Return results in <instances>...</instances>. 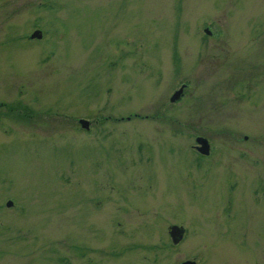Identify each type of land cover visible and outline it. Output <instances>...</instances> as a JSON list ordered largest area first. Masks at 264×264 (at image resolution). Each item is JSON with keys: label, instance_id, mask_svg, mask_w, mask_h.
<instances>
[{"label": "rangeland", "instance_id": "1", "mask_svg": "<svg viewBox=\"0 0 264 264\" xmlns=\"http://www.w3.org/2000/svg\"><path fill=\"white\" fill-rule=\"evenodd\" d=\"M186 259L264 264V0H0V264Z\"/></svg>", "mask_w": 264, "mask_h": 264}, {"label": "water", "instance_id": "2", "mask_svg": "<svg viewBox=\"0 0 264 264\" xmlns=\"http://www.w3.org/2000/svg\"><path fill=\"white\" fill-rule=\"evenodd\" d=\"M31 37H41V31L39 29H36L31 35ZM182 90L178 89L175 90L172 95L170 96L171 100H175L178 97H180ZM80 122L83 126L88 127V120L81 118ZM197 140V149L202 152V153H208L209 152V142L207 141L206 137L203 136H197L196 137ZM7 205L12 204V201L10 199L7 200L6 202ZM185 228L182 225H178V224H171L169 226V235L171 237L172 242L177 243L180 241V239L182 238L183 234H184ZM196 261L194 259H186L181 261L179 264H195Z\"/></svg>", "mask_w": 264, "mask_h": 264}, {"label": "flooded vegetation", "instance_id": "3", "mask_svg": "<svg viewBox=\"0 0 264 264\" xmlns=\"http://www.w3.org/2000/svg\"><path fill=\"white\" fill-rule=\"evenodd\" d=\"M207 33V32H206ZM209 36L211 35V33H207ZM195 147H196V144H195ZM197 149V148H196Z\"/></svg>", "mask_w": 264, "mask_h": 264}]
</instances>
